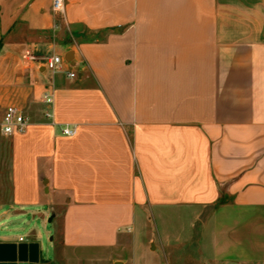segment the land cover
I'll return each instance as SVG.
<instances>
[{
    "label": "crops",
    "instance_id": "obj_1",
    "mask_svg": "<svg viewBox=\"0 0 264 264\" xmlns=\"http://www.w3.org/2000/svg\"><path fill=\"white\" fill-rule=\"evenodd\" d=\"M63 2L0 0V113L28 119L0 135L14 183L0 219L65 198L52 261L37 231L1 234L0 254L37 244L40 263L60 248L71 264L131 247L149 210L176 207L201 228L160 244L170 264H264V0ZM51 55L61 70L38 63Z\"/></svg>",
    "mask_w": 264,
    "mask_h": 264
},
{
    "label": "rangeland",
    "instance_id": "obj_2",
    "mask_svg": "<svg viewBox=\"0 0 264 264\" xmlns=\"http://www.w3.org/2000/svg\"><path fill=\"white\" fill-rule=\"evenodd\" d=\"M13 185L10 145L7 141H0V203L7 202L11 199ZM44 185H47L46 181L44 183L39 181L40 190ZM59 202L60 204L53 202L52 206L46 203H42L39 206H27L22 208L24 212L19 215L0 219V235L5 234L16 240L21 236L24 241H27L31 237L32 231H37L41 234L39 239L41 247L40 260L45 262L52 261L54 259V249L51 237L53 235L55 220L49 221L48 219L52 213L54 218L55 212H61L65 198L59 197ZM50 207L55 211L51 212L49 210ZM203 217L204 215H202ZM191 218L192 211L187 208L173 207L149 210L141 218L138 233L135 234L131 247L125 249L114 248L111 251L87 250V254L78 252L81 254H73L71 256V264H92L96 256H99L100 259V262H96L97 264H107L104 261V257L108 256H118L124 259L126 264H170L169 258L171 254L169 248L163 247L160 244L176 246L179 250L181 236L187 233L198 235L201 228L200 222L194 221L192 223L194 226L191 228ZM151 238L154 239L151 240L150 246ZM156 246L157 249L155 250ZM150 247L152 251H150ZM55 258L54 264H64V258L61 255L60 248L57 250Z\"/></svg>",
    "mask_w": 264,
    "mask_h": 264
},
{
    "label": "built area",
    "instance_id": "obj_3",
    "mask_svg": "<svg viewBox=\"0 0 264 264\" xmlns=\"http://www.w3.org/2000/svg\"><path fill=\"white\" fill-rule=\"evenodd\" d=\"M63 0H51V11L54 14L62 15L63 13ZM30 60H35L34 57L30 56ZM65 61L61 56L51 55L44 57L40 62L45 68L50 71L56 72L61 70L62 65ZM66 75L73 78L75 74L73 72H67ZM43 101L45 103H51V98L47 95H43ZM45 117H50L49 112L44 113ZM28 124V119L23 114L22 110L16 106L9 105L6 106L0 113V135L5 137H10L15 134H23L26 130ZM75 128L63 127L61 133L65 136H73L75 134Z\"/></svg>",
    "mask_w": 264,
    "mask_h": 264
},
{
    "label": "water",
    "instance_id": "obj_4",
    "mask_svg": "<svg viewBox=\"0 0 264 264\" xmlns=\"http://www.w3.org/2000/svg\"><path fill=\"white\" fill-rule=\"evenodd\" d=\"M70 54V53H69ZM69 61V55L66 57ZM50 221V219H49ZM27 246L20 244L9 256L0 254V264H45L39 262L38 245L30 244L29 253H26Z\"/></svg>",
    "mask_w": 264,
    "mask_h": 264
}]
</instances>
